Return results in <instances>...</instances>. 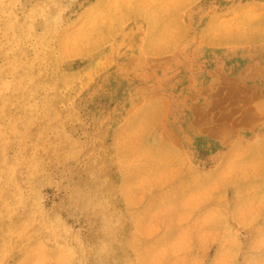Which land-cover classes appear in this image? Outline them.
Segmentation results:
<instances>
[{
  "label": "rangeland",
  "instance_id": "obj_1",
  "mask_svg": "<svg viewBox=\"0 0 264 264\" xmlns=\"http://www.w3.org/2000/svg\"><path fill=\"white\" fill-rule=\"evenodd\" d=\"M0 264H264V0H0Z\"/></svg>",
  "mask_w": 264,
  "mask_h": 264
},
{
  "label": "bare ground",
  "instance_id": "obj_2",
  "mask_svg": "<svg viewBox=\"0 0 264 264\" xmlns=\"http://www.w3.org/2000/svg\"><path fill=\"white\" fill-rule=\"evenodd\" d=\"M17 83V82H16ZM36 87V86H35ZM20 93V92H19ZM240 122V121H239Z\"/></svg>",
  "mask_w": 264,
  "mask_h": 264
}]
</instances>
